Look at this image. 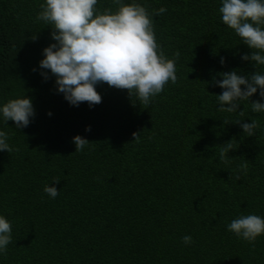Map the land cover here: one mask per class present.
I'll list each match as a JSON object with an SVG mask.
<instances>
[{
    "label": "trees",
    "instance_id": "trees-1",
    "mask_svg": "<svg viewBox=\"0 0 264 264\" xmlns=\"http://www.w3.org/2000/svg\"><path fill=\"white\" fill-rule=\"evenodd\" d=\"M44 2L0 0V107L26 94L35 108L22 129L0 113L13 148L0 151V215L12 224L0 264H264V235L253 249L227 227L242 214L264 217V113L251 107L264 98L258 89L240 101L243 116L221 112L213 80L264 66L241 59L252 50L222 22V0H135L167 9L153 24L165 54L180 52L178 81L148 105L98 84L102 102L92 107L71 105L55 76L41 74L43 49L55 42L36 20ZM97 7L116 10L113 0ZM225 119L260 126L246 136ZM76 135L90 141L83 151ZM233 137L239 147L221 162L220 145ZM52 183L54 199L44 192ZM185 235L194 242L185 245Z\"/></svg>",
    "mask_w": 264,
    "mask_h": 264
},
{
    "label": "clouds",
    "instance_id": "clouds-1",
    "mask_svg": "<svg viewBox=\"0 0 264 264\" xmlns=\"http://www.w3.org/2000/svg\"><path fill=\"white\" fill-rule=\"evenodd\" d=\"M116 10L106 7L98 9V0H45L40 5L36 16L52 27L51 36L55 41L43 49L40 61L42 76L45 80L49 73L55 76L57 91L73 106L88 103L90 107L102 102V95L97 90L98 84H107L120 90H127L130 97L141 105L150 104L152 98L160 94L165 86L178 81L176 61L180 58L177 50L169 58L158 43L153 24V15H162L167 9L160 7L151 12L140 3H125L124 0H113ZM222 22L234 30L252 51L245 53L241 59L264 66V0H222L219 7ZM33 40L37 37L33 35ZM221 64L226 58L221 57ZM35 71V69H33ZM223 79L213 78L214 83L223 89L216 95L221 112H239L240 101L249 100L259 89L264 98V74L256 70L248 75L238 74L237 70L224 71L218 74ZM244 86V87H242ZM252 111L264 113V102L252 101ZM3 120L14 121L16 129L27 127L35 116L31 97L8 100L0 107ZM49 115L52 113L49 112ZM242 120H224V124L237 123L246 136L255 135L259 122L250 123ZM86 131H91L87 126ZM139 132H134V140H139ZM8 133L0 130V151L11 153ZM236 139L220 145L219 160L227 163L229 152L239 147ZM89 140L76 135L73 143L77 151H83ZM243 174H247V161L239 165ZM237 180L241 179L237 175ZM54 177L53 182L59 183ZM44 192L51 198L59 195L57 187L45 185ZM228 231L252 243L264 235V217L256 214L240 215L228 224ZM185 245L194 241L190 235L182 237ZM12 243V224L0 215V253L6 254Z\"/></svg>",
    "mask_w": 264,
    "mask_h": 264
}]
</instances>
